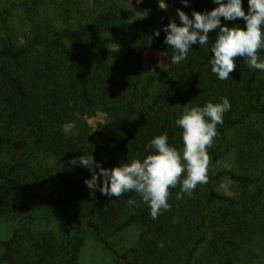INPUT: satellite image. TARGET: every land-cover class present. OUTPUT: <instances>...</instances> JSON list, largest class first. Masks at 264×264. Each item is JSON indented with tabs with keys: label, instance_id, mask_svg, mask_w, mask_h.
<instances>
[{
	"label": "trees",
	"instance_id": "obj_1",
	"mask_svg": "<svg viewBox=\"0 0 264 264\" xmlns=\"http://www.w3.org/2000/svg\"><path fill=\"white\" fill-rule=\"evenodd\" d=\"M18 1L41 15L40 4L48 2ZM49 1L56 4L52 18L45 19L46 14L40 22L31 19L22 43L0 39V220L12 216L21 223L9 239L0 237V264H79L86 230L113 250L110 238L133 224L143 226L140 241L153 245L114 250L116 262L111 264H195L205 247L204 263L237 264L238 238L264 229V207L257 205L264 194V130L248 131L246 139L234 142L229 135L250 119L264 118V71L250 69L238 57L235 71L221 81L211 71L212 52L201 48L197 57L172 64L169 79L156 88L160 78L142 72L135 49L124 45L123 58L118 60L105 34L140 37L146 46L158 42L172 53L164 42V30H157V37L156 30L147 29L162 18L170 22L165 10L127 20L110 5L89 8L83 19L75 15L78 9L83 12L77 2ZM196 6L195 1L188 3L186 13L192 16ZM243 7L247 12L248 0H243ZM238 25L245 27L246 22L238 19ZM258 55L264 61V49ZM224 97L231 108L217 125L208 149L212 165L207 183L179 200L181 188L171 189L170 210L155 220L134 191L109 197L97 189L93 196L84 183L92 172L70 163L81 155H93L105 168L133 157L142 160L149 154L145 149L151 139L164 133L169 145L181 150L182 129L176 120L184 106L202 107ZM95 111L104 113L107 126L118 134L108 144L99 145L91 138L87 119ZM67 124H76L78 132L68 134ZM44 152L54 158L53 163L38 168ZM231 152L237 155L242 172L221 167ZM224 180H230L243 196L218 190ZM99 183L102 186V177ZM254 186L259 192L252 198L248 194ZM130 199L137 203L129 205ZM218 205L223 207L221 215L214 213ZM45 206L72 230L66 246L65 239L60 241L53 232H34Z\"/></svg>",
	"mask_w": 264,
	"mask_h": 264
},
{
	"label": "clouds",
	"instance_id": "obj_2",
	"mask_svg": "<svg viewBox=\"0 0 264 264\" xmlns=\"http://www.w3.org/2000/svg\"><path fill=\"white\" fill-rule=\"evenodd\" d=\"M185 6L189 0H182ZM218 5L211 11H193L192 18L183 10L177 9L180 23L175 19L164 28L167 33L165 44L174 50L172 64H179L187 59L188 52L194 44L201 47L209 43V33L218 30L215 42L212 43L211 71L219 80H227L235 71L236 59L243 57L250 69L264 71V61L258 53L264 49V0H248L247 12L243 0H214ZM166 8V3L161 4ZM221 18L226 21L242 19L245 27L222 25ZM160 32L156 31L155 36ZM161 67V64L158 65ZM231 104L227 97L219 103L207 102L204 106H184L176 124L182 129L183 147L178 150L169 145L166 133L155 136L148 143L142 160L133 157L119 166L105 168L96 162L93 155H81L70 161L72 165H81L92 172L85 185L94 196L98 189L109 197H120L126 192H135L150 207L153 220L168 211L171 205L168 198L171 189L179 186L181 191L176 199L188 196L199 184L207 183V172L210 164L208 149L217 135V125L223 123V115L229 111ZM99 169V171H97ZM186 173V175H185ZM103 178L102 186L99 181ZM136 200H128L129 205ZM159 247L163 248L161 243Z\"/></svg>",
	"mask_w": 264,
	"mask_h": 264
},
{
	"label": "rangeland",
	"instance_id": "obj_3",
	"mask_svg": "<svg viewBox=\"0 0 264 264\" xmlns=\"http://www.w3.org/2000/svg\"><path fill=\"white\" fill-rule=\"evenodd\" d=\"M11 1H14L13 3ZM56 3H66L65 0H56ZM61 1V2H60ZM81 5L83 12L81 10L76 11V17L86 18L89 8L100 9L102 6L111 8L116 7L117 13L121 18L127 20H134L136 18L145 17L149 14H152L153 11H162L165 10L167 13V20L170 21L175 19L179 24V16L177 9H181L186 13L185 4L182 0H73ZM193 1L197 2L198 6L194 8L195 11L205 12L211 11L215 7H218L214 3V0H189V3ZM158 3V6H156ZM160 3H166V8H161ZM42 15L39 12L31 13V9L25 1L18 0H0V39L10 37L17 44L22 43L26 36L29 34V21H41L47 14L45 19L50 20L54 13V8L56 4L48 2L45 5H41ZM193 10V11H194ZM30 11V14H29ZM187 14V13H186ZM44 15V16H43ZM192 18V16H189ZM156 23V25L149 26L147 29L149 31L164 30V28L170 23H166L165 19L162 18ZM48 22V21H47ZM49 23V22H48ZM238 25V19L235 21H230L229 27ZM218 33L217 30H214L209 33V43L203 47L199 43L194 44L188 52V57H197L198 51L201 48H204L208 51H211L212 43L215 42ZM105 38L109 42V46L112 50L113 56L116 59H122L123 55L121 49L124 45L132 46L137 55L141 58V70L146 75H151L154 77H159L158 82L156 83V88L163 86L166 81L169 79L168 70L171 67L172 63L170 58L175 53H169L162 49L161 44L154 42L146 46V44L141 40L140 37L136 36H127L122 37L120 34L114 32H108L105 34ZM161 64V67L158 65ZM93 117H88L87 122L91 128V138L99 145L108 144L109 141L117 138L118 134L115 130H112L107 126L106 115L100 111H95L91 113ZM65 131L72 135L78 132L76 124H67L65 125ZM258 129L264 130V118H253L249 121L244 122L238 130H234L230 133L231 140L240 141L244 140L249 136L248 131H257ZM250 139H248L249 141ZM54 158L51 155H48L44 152L37 165L39 167H47L53 163ZM212 165V159L210 158V164L208 167V172ZM223 168H234L237 172H242V166L237 160V155L235 152H231L226 157L225 162L221 165ZM208 172H207V181H208ZM264 179L262 181V186L264 187ZM206 184V183H205ZM218 190L224 191L228 194H235L237 196H243V191L236 188L235 185L230 180H224L218 186ZM259 188L254 186L249 190V194L252 198L258 195ZM259 207H264V194L260 203L257 204ZM214 213L221 215L222 210L219 208L220 205L216 206ZM21 226L19 220L15 219L12 216H6L0 220V237L3 240L9 239L15 232L17 228ZM68 229L62 218L53 214L51 209L47 206L43 207L39 212L37 220L34 224V232L37 235L53 232L58 236L59 240L64 241L66 246V240L68 239L67 235L72 233ZM143 232V226L141 224H133L124 231L118 233L117 235L110 238V242L113 245V250L107 249L105 244L99 241L94 234L86 230L83 234V246L79 256V264H111L116 262V256L114 250L126 251L131 250L136 247L147 248L153 245V243H142L140 241L141 234ZM159 242V241H158ZM241 243V244H240ZM241 246L237 249V253L240 256L237 264H264V229L258 230L257 232H252L246 238H238V243ZM236 244V245H237ZM236 245L233 246V250ZM207 248L205 247L200 254L197 256L195 264H206L204 260L207 255Z\"/></svg>",
	"mask_w": 264,
	"mask_h": 264
}]
</instances>
